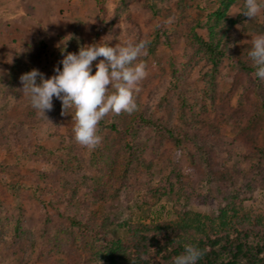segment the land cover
<instances>
[{
  "label": "rangeland",
  "instance_id": "1",
  "mask_svg": "<svg viewBox=\"0 0 264 264\" xmlns=\"http://www.w3.org/2000/svg\"><path fill=\"white\" fill-rule=\"evenodd\" d=\"M30 1L33 3L23 5L0 0V78L13 80L11 85L0 83V264H76L79 257L86 260L93 249L79 232L66 231L65 221L54 208L59 204L50 202L55 200V190L66 193L72 189V184L62 179L65 171L59 169L57 156H68L71 150L88 158L93 150L73 139L72 110L62 114L61 102L53 98L46 118L39 115L30 106L20 81L21 75L33 68L45 78L55 74L52 53L57 52L61 38H69L74 53L81 45L101 40L109 41V46L146 37L152 41L160 31L155 49H147L143 57L149 74L140 83L136 102L155 117L167 119L189 134L198 132L209 142L208 168L191 141H185L182 148L169 141L151 145L144 156L151 164L139 167L127 189L115 180L123 158L124 134L99 131L102 141L98 146H103V140L111 142L114 162L100 177L91 172L87 184L78 180L76 193L84 195L91 219L107 230L109 238L124 236L119 225L129 217L145 223L173 219L172 196L157 199L148 195L169 183L176 188L179 181L178 186L185 190L192 188L202 194L209 180L212 193L218 195L215 177L234 178L248 196L243 207L260 212L264 199V99L254 75L247 76L238 60L251 61L248 52L252 40L264 33V9L251 19L241 14L244 0ZM219 9L223 15L217 19L213 13ZM198 21H204L199 30L206 39L211 27L226 42V55L216 74V108L205 94L209 72L206 56L192 39ZM22 50L26 52L21 53L19 74L6 71L3 64ZM38 58L42 60L36 64ZM171 61L184 67L178 86H185L191 99L201 103L196 109L197 120L184 121L179 116L177 89L171 85ZM173 168L178 169V181L170 175ZM67 173L70 180L77 178ZM145 199L150 208L142 206ZM188 205L195 211L212 212L216 202L210 196L202 199L193 195ZM16 225L20 235L14 230ZM44 229L47 235L41 239ZM56 234L63 245L47 241ZM39 250L42 253L37 256Z\"/></svg>",
  "mask_w": 264,
  "mask_h": 264
},
{
  "label": "trees",
  "instance_id": "2",
  "mask_svg": "<svg viewBox=\"0 0 264 264\" xmlns=\"http://www.w3.org/2000/svg\"><path fill=\"white\" fill-rule=\"evenodd\" d=\"M51 13L52 11L48 8V14ZM222 13L223 9H219L213 14L219 19L222 17ZM203 26L204 21L197 22L192 39L198 50L204 52L206 56L209 72L206 76L205 94L211 105L216 108V74L220 61L226 55V42L219 37L217 31L211 30V27L208 31L209 39H206L199 30ZM159 33L160 31L157 32L156 39L150 41L148 45L150 52L158 44L156 42L160 39ZM68 39L63 40L61 38L57 52L52 53L55 68L62 67L59 62L63 55L73 52V49H70ZM24 52L26 51H15L10 60L4 63L2 67L6 71L19 74L21 53ZM40 60L42 58H38L36 64ZM238 65L247 76L254 75V80L260 90L259 93L264 99V82L255 76V65L252 61L240 59ZM170 67L174 79L171 85L177 89L179 116L184 121H187L188 118L197 120L196 109L201 103L191 99L185 86H178L183 77L184 67H178L172 61ZM0 83L11 85L13 80L0 78ZM138 106L139 110L131 115L124 112L119 115L109 113L98 124L100 132L108 130L113 133L124 134L122 141L123 158L119 168L120 173L115 179L118 186H125L129 189L128 182L135 176L139 167H149L151 164L144 157L149 147L151 145L156 147L163 144L164 141H169L178 148H182L185 141H191L203 165L206 168L209 167L206 146L209 142L201 138L198 132L189 134L171 121L155 117L144 107ZM103 142V146L95 148L88 158L71 150L68 156H57L59 169L62 172L65 171V176H62V179L64 183L66 182L65 184H72V189L66 193L55 190L53 192L55 193V200L50 202L59 204L58 206L55 205L54 208L56 215L65 221L66 231H77L88 238V243L93 244L91 255L86 260L79 257L78 261H75L76 264H172L173 258L182 253L186 243L194 244L204 250V255L198 264H264V199L260 212L255 213L246 210L243 207V202L248 197L247 193L236 184L234 178L232 181H228L222 176L215 177V181H213L218 183V195L212 193V183L209 180L207 181V188L202 194L194 192L192 188L191 191H188L187 187L186 191L184 187L178 186L180 181L176 183V188L172 183H169L167 187H156L149 191L148 197L162 199L172 196L175 217L171 220L148 223L141 220L134 221L133 218L129 217L119 225L125 232L124 236L116 239L109 238L106 234L107 230L91 219L92 215L88 211L84 195L76 193L78 180L87 184L91 172H95V176L97 174L100 177L107 172L109 165L114 162V157L111 155V150H113L111 142L106 140ZM188 154L194 158L193 154L190 152ZM177 170L173 168L170 175L172 174L178 181L180 176H178ZM67 172H72L77 178H73L74 181L70 180ZM118 190L117 188L116 191L118 192ZM127 194L130 195L129 192ZM193 195L202 199L210 196L216 202L215 210L212 212L193 210L188 205V201ZM143 205H146L147 208L151 206L147 199L143 201ZM142 206L140 208L143 209ZM19 228L16 225L15 232L18 233ZM110 228L109 230H111ZM43 231L45 236H43L44 233H41V239L47 235L46 229ZM37 238L38 235L35 239L39 242ZM49 238L51 239H45V241H50L55 246L63 245L59 234H56L55 238ZM41 253L39 250L37 256H40Z\"/></svg>",
  "mask_w": 264,
  "mask_h": 264
},
{
  "label": "clouds",
  "instance_id": "3",
  "mask_svg": "<svg viewBox=\"0 0 264 264\" xmlns=\"http://www.w3.org/2000/svg\"><path fill=\"white\" fill-rule=\"evenodd\" d=\"M261 9L264 0H244L241 14L253 19ZM101 41L81 45L77 52L63 55L59 62L62 67H54L55 74L48 78L35 68L20 77L22 91L39 115L46 118V110L53 107V98L61 102L62 114L72 110L73 139L89 151L102 141L98 124L107 114L131 115L139 110L135 95L149 74L148 63L141 57L148 54L150 38L118 42L115 46ZM248 55L255 65V76L264 81V33L252 40ZM98 57L103 59L97 60ZM203 255V249L186 243L172 264H198Z\"/></svg>",
  "mask_w": 264,
  "mask_h": 264
},
{
  "label": "crops",
  "instance_id": "4",
  "mask_svg": "<svg viewBox=\"0 0 264 264\" xmlns=\"http://www.w3.org/2000/svg\"><path fill=\"white\" fill-rule=\"evenodd\" d=\"M9 1H15V0H9ZM16 1H17V2L19 1V3L22 2L23 5H27L28 3H30V4L33 3V2H31L30 0H16ZM24 1H25V3H23ZM32 1H33V0H32ZM14 4H15L14 6H16V5L18 6L17 3L14 2ZM26 15H27V17H29V16H30V13H27Z\"/></svg>",
  "mask_w": 264,
  "mask_h": 264
}]
</instances>
